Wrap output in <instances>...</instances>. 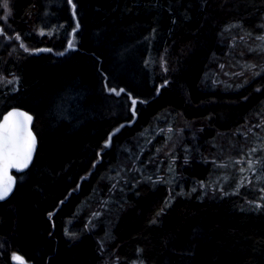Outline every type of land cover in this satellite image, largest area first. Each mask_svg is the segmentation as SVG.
<instances>
[{
    "label": "trees",
    "instance_id": "1",
    "mask_svg": "<svg viewBox=\"0 0 264 264\" xmlns=\"http://www.w3.org/2000/svg\"><path fill=\"white\" fill-rule=\"evenodd\" d=\"M6 2L0 118L39 147L0 264H264V0Z\"/></svg>",
    "mask_w": 264,
    "mask_h": 264
},
{
    "label": "snow or ice",
    "instance_id": "2",
    "mask_svg": "<svg viewBox=\"0 0 264 264\" xmlns=\"http://www.w3.org/2000/svg\"><path fill=\"white\" fill-rule=\"evenodd\" d=\"M4 6L7 7V2L4 0ZM73 15L75 16V5H73ZM79 29L78 21L75 23L73 34ZM19 38V37H18ZM264 39V37H261ZM75 46V40H70L67 47L69 49ZM163 87V85L161 86ZM111 92L119 95L116 89H110ZM120 89V92H124ZM133 106L136 101H132ZM9 117L16 119L9 122ZM33 120V116L26 112H9L8 116L4 117L5 124L0 125V199L6 198L15 184V179L9 175L10 169L21 171L26 169L32 161L35 152L36 137L29 129V125ZM27 133L25 140L24 133ZM111 142V136L108 143ZM251 167V165H249ZM13 259L17 264H24L23 258L14 256Z\"/></svg>",
    "mask_w": 264,
    "mask_h": 264
},
{
    "label": "water",
    "instance_id": "3",
    "mask_svg": "<svg viewBox=\"0 0 264 264\" xmlns=\"http://www.w3.org/2000/svg\"><path fill=\"white\" fill-rule=\"evenodd\" d=\"M20 111H22V112H26V113H28L29 115L33 116V120L31 121V123H30V125H29V129L31 130V132H32V133L35 135V137H36L35 152H34V154H33V157H32V161H31V163L29 164V166H28L26 169H23V170H21V171H17V170H15V169L13 168V169H10V170H9V175H11L12 177H14V179H15V184H14V186H13L12 191L10 192V194H9L6 198H4V199H0V201H4V200L8 199V198L12 195V193H13L14 190H15L16 183H17V177H16V174H17V173H21V172L27 170V169L31 166V164L33 163V161H34V159H35V156H36V153H37V150H38V147H39L38 136H37V134H36V132H35V130H34L35 117H34L33 113H31L30 111H28V110H26V109H24V108H21V107H19V106L11 107V108H9L7 111H5V112L3 113V115L1 116V118H0V125L5 124L4 117L8 116V113H9V112H20ZM15 119H16L15 117H9V122L14 121ZM24 137H25V140L28 139V138H27V133H26V132L24 133Z\"/></svg>",
    "mask_w": 264,
    "mask_h": 264
},
{
    "label": "bare ground",
    "instance_id": "4",
    "mask_svg": "<svg viewBox=\"0 0 264 264\" xmlns=\"http://www.w3.org/2000/svg\"><path fill=\"white\" fill-rule=\"evenodd\" d=\"M28 170V169H27ZM26 171V170H25ZM25 171H23V172H25ZM7 200V199H6ZM5 201V200H4Z\"/></svg>",
    "mask_w": 264,
    "mask_h": 264
}]
</instances>
